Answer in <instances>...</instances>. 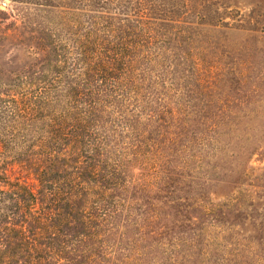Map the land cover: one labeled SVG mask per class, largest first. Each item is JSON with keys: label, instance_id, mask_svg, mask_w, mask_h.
I'll use <instances>...</instances> for the list:
<instances>
[{"label": "rangeland", "instance_id": "rangeland-1", "mask_svg": "<svg viewBox=\"0 0 264 264\" xmlns=\"http://www.w3.org/2000/svg\"><path fill=\"white\" fill-rule=\"evenodd\" d=\"M73 3L0 0V264H264V0H182L183 22L169 45L143 49L142 94L149 113L221 123L220 144L195 151L203 160H190L188 190L175 195L187 197L188 191L191 198L213 199L220 203L218 219L202 209L177 223L169 200L153 193L156 225L132 224L122 216L113 228H86L72 218L63 224L66 211L56 216L39 195L41 171L53 179L52 169L67 173L70 165L86 166L85 151L73 156L78 164L51 167L46 153H28L33 85L41 88L35 73L52 35L47 28L56 27L54 37L63 38L69 29L62 27V12ZM104 120L114 129L111 119ZM156 127L141 124L138 131L145 135L138 141L111 132L128 145L115 143L101 163L103 173L117 160L125 166L110 182V176L84 174L92 188L77 203L97 199L101 187L129 200L159 182L169 154L159 146L164 139ZM35 129L47 130L41 123ZM181 165L179 154L168 169L180 172ZM30 192L38 197L36 211Z\"/></svg>", "mask_w": 264, "mask_h": 264}, {"label": "trees", "instance_id": "trees-1", "mask_svg": "<svg viewBox=\"0 0 264 264\" xmlns=\"http://www.w3.org/2000/svg\"><path fill=\"white\" fill-rule=\"evenodd\" d=\"M64 1L74 2L73 7L65 6L66 12H62V27L69 31L63 38L56 39L53 33L56 27L47 28L52 35L35 73L41 75L38 77L41 88L33 85L36 95L31 98L30 122L34 131L28 153L36 157L46 153L51 167L60 161L78 164L73 156L79 158L85 151L87 164L70 165L65 169L67 173L52 169L56 171L53 179L49 178V171H41L39 195L42 202L47 201L46 206L56 216H63L62 212L66 211L63 224L72 218L86 228L94 225L113 228L120 222L117 218L122 216L125 221L132 219V224L156 225L160 217L151 202L153 193L169 200L177 213V223L184 219L190 221L188 215L202 209L217 220L220 203L203 194L191 198L188 191L187 197L175 195L188 190L190 160H203L201 155L196 157L195 151L201 154L204 149L220 144V121L159 118L148 112V103L144 102L142 94L141 64L146 54L143 49L159 43L169 45L175 35L173 29L182 25L180 11L185 4L182 0L179 3L176 0ZM44 43L40 41V49ZM105 118L111 119L114 129H108ZM38 123L47 129L45 133L37 134ZM141 124L150 129L157 124L155 132L164 139L159 141V146L167 148L169 154L165 156L164 177L142 188L141 194L129 200H118L101 187L102 192H94L97 199L77 203L92 188L84 174L89 172L101 180L110 176V182L125 166L123 161L117 160L108 175L103 173L101 163L109 159L115 143L128 145V141L118 142L110 133L121 130L122 134H127V139L138 141L145 135L144 131H138ZM179 154L180 172L169 171L173 156ZM71 168L74 170L70 171ZM116 185L120 186L118 182L114 187ZM29 196L31 208L36 211L38 197L34 192ZM158 201L162 202L160 198Z\"/></svg>", "mask_w": 264, "mask_h": 264}]
</instances>
